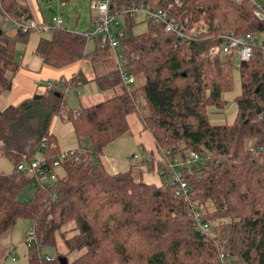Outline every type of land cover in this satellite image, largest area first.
<instances>
[{
	"label": "trees",
	"instance_id": "obj_1",
	"mask_svg": "<svg viewBox=\"0 0 264 264\" xmlns=\"http://www.w3.org/2000/svg\"><path fill=\"white\" fill-rule=\"evenodd\" d=\"M136 1L113 0L118 6ZM173 1L150 0L160 7ZM178 1L193 19L209 26L217 21L218 27H211L215 32L264 34V22L246 1ZM257 1L264 11V0ZM0 13L15 26L12 33L0 26L1 94L11 89V77L20 68L16 44H26L35 30L19 26L33 19L26 0H0ZM135 24L134 17L123 18L119 44L124 71L134 78L129 87L110 49L97 41L87 51L86 39L65 28L40 34L35 54L43 64L62 69L84 61L91 75L82 68L70 77L61 75L44 93L0 110V153L12 165L8 173L0 171V238L18 219L30 220L35 240L27 244L28 264H219L221 250L235 264H264V63L259 45L238 69L234 121L213 124L208 112H223L227 101L222 94L232 89L230 58L207 55L214 39L175 45L161 24L147 21L143 32L133 34ZM90 81L108 96L69 107L67 92ZM130 113L137 114L167 156L186 151L201 156L193 173H184L186 199L176 195L162 162L159 185L144 182L136 165L115 173L104 168L103 149L129 132ZM55 117L69 121L76 139L86 144L59 160L60 173L52 184L38 185L32 196L21 199L32 176L17 170L19 162L41 156L42 167L54 169L61 152L50 129ZM193 207L210 224L209 234L197 228ZM70 222L74 234L67 236L64 227ZM57 237L65 253L46 260L41 248L55 247Z\"/></svg>",
	"mask_w": 264,
	"mask_h": 264
},
{
	"label": "built area",
	"instance_id": "obj_2",
	"mask_svg": "<svg viewBox=\"0 0 264 264\" xmlns=\"http://www.w3.org/2000/svg\"><path fill=\"white\" fill-rule=\"evenodd\" d=\"M236 2L246 1L253 6V13L255 17L264 22V11L261 10V5L257 0H233ZM180 2L174 0L165 6H154L150 0H137L136 2L118 6L113 0H93L91 3L92 9L95 10L93 24L84 32L76 29L73 33L83 36L86 42L89 40L97 41L100 47L108 48L112 52L117 67L120 69L121 80L126 87H129L134 82L133 76L124 71L125 55L119 48L120 39L123 37V24L124 17H135V15H142L145 22L152 21L156 24H161L166 33L175 37V45H181L190 41L198 40L200 38L214 39L215 42L208 48L207 55L210 58H230L232 64L238 62L237 68L239 69L241 62L247 61L254 56V49L259 45L263 54L264 63V41H258V36L255 33H242L238 34L232 30H223L215 32L213 29L218 27L217 21H214L212 26H209L207 21L203 19H193L192 16L187 15L186 12L180 8ZM122 19V24L118 21ZM52 23L36 22L33 19L20 23L19 26L23 30L32 29L38 33H47L52 28H63L61 18H53ZM211 27L213 28L211 30ZM64 29V28H63ZM262 35V34H260ZM52 86L51 81H47L46 87ZM263 115H261L262 117ZM76 149H69L61 151L58 159L53 163L54 169L47 171L44 167L45 160L39 156L27 162H19L17 170L19 172H28L32 176L31 183L38 185L52 184L58 174L60 173L59 160L66 157L75 155ZM263 151V149H262ZM163 157L162 163L167 165L170 170L169 184L175 187L176 195H181L187 198L188 185L183 180L184 173L192 174L193 170L197 168L199 163L202 162L201 156L194 151H186L185 154H176L173 157L167 156L166 151L161 150ZM75 159L78 156H74ZM141 159L139 154H132L130 160L135 162ZM145 163H152V158L146 155L142 158ZM194 208V219L197 228L209 234L211 226L201 217L200 213ZM35 240V233L29 230L25 237L26 244L30 245ZM46 260L51 257L45 256ZM219 264H235L234 259L226 252L219 251L218 253Z\"/></svg>",
	"mask_w": 264,
	"mask_h": 264
},
{
	"label": "rangeland",
	"instance_id": "obj_3",
	"mask_svg": "<svg viewBox=\"0 0 264 264\" xmlns=\"http://www.w3.org/2000/svg\"><path fill=\"white\" fill-rule=\"evenodd\" d=\"M93 0H26L27 4L29 5L34 18L36 22H46V23H52V19L55 18H61L62 19V27L69 30V31H75L76 29L84 32L87 30L91 23L93 24L94 16L96 14L95 10L92 9L91 3ZM136 24L132 27V33H140L143 32L146 29V22L143 19L142 15L137 14L135 15ZM120 24H122V19L119 18L118 20ZM0 26L7 31L8 33H12L15 29V26L12 25V23L2 14L0 13ZM29 43L32 45L33 40L35 39V36H37L36 32H31ZM47 35V33H44ZM264 38V34L258 36V41H261V39ZM27 44H23L21 42H18L16 44V57L18 58L20 54H22L24 47H26ZM29 45V46H30ZM86 50L91 51L94 48V42L92 40H89L86 42ZM112 60L115 62V59L113 55L111 56ZM238 62H235L232 67V79H233V85L232 89L230 91L223 92L222 98L227 101L226 106L221 113H213L208 112V119L213 124H223V123H232L236 117L237 112V106L235 103V97L240 94V79H239V70L237 68ZM90 70V66H89ZM85 72V71H84ZM90 72V71H89ZM96 85V84H95ZM40 86H46V83L42 82ZM97 88V86H96ZM98 90V88H97ZM99 91V94H102L104 96H108V91ZM87 93H90L92 97L95 98V92L94 88L92 87L91 83L86 87L80 88V91H68L66 94L67 103L72 108L78 107V100H81L80 98ZM31 93L29 91H23L18 92L15 95V102L13 105H17L20 103L21 100L24 98H28ZM19 98V99H17ZM101 99V97H97L93 100ZM90 101V102H95ZM82 104L83 103L81 101ZM131 120V119H130ZM61 122L57 121V132H61L59 127L61 128ZM68 125V124H66ZM131 128L133 130H136L137 126L134 121L131 120ZM57 139L59 141V144L69 141L71 139H74L73 132H68L67 134H57ZM82 147V144L77 148L79 149ZM157 147V146H156ZM68 149H61V151L69 150ZM158 149V154H148L152 158V169L150 168V165L148 163H141V170L143 171V181L146 183H153L156 185H159L162 182V178L158 175L157 172H160L157 169V166L159 163H161L160 156H161V149ZM139 154V153H136ZM168 155V154H167ZM176 155V154H175ZM172 155L171 157H173ZM38 157V156H37ZM36 157V158H37ZM161 160V161H160ZM138 163L135 161V164ZM119 164H122L120 161ZM128 166V165H127ZM121 168V167H120ZM119 168V169H120ZM127 167H124L121 170L126 169ZM12 169L11 162L4 157L0 153V171H3L5 173L10 172ZM60 172V171H59ZM62 173V172H61ZM38 184L37 183H29L24 190L20 193V198L25 199L30 196H32L37 189ZM31 221L28 219H18L13 227L11 228V232L8 236H3L0 238V264H28V245L25 242V237L28 231L31 229ZM74 223L70 222L68 223L64 229L67 233V236H71L74 234L73 231ZM8 245L12 246V251L8 253ZM65 251V247L63 243L61 242V239L59 237L56 238V245L55 247H47L43 246L41 248V254L47 255L51 258L55 257L56 254L59 252L61 254H64L62 252ZM8 254L6 259H4V256Z\"/></svg>",
	"mask_w": 264,
	"mask_h": 264
},
{
	"label": "crops",
	"instance_id": "obj_4",
	"mask_svg": "<svg viewBox=\"0 0 264 264\" xmlns=\"http://www.w3.org/2000/svg\"><path fill=\"white\" fill-rule=\"evenodd\" d=\"M32 17L34 18L33 13H32ZM36 33H37V36H35V39L33 40L32 45H30L29 43L30 35L32 33L29 34L26 47H24L22 54H20L18 58L16 57L17 61L20 63V68L11 77V83H12L11 89L7 92L0 94V110L4 109L8 105H11V104L13 105V103L15 102L14 100L15 95L18 92L21 93L23 91H29V93H31L29 97H31L35 93H39V94L44 93L47 87L40 86L42 82L47 83V81H54L58 79L61 75L65 77H70L71 74L75 73L80 68H82L88 76L91 75V72H89L90 71L89 66L85 64L84 61L72 63L68 66H65L62 69H55V68H52L50 66L43 64L42 59L35 54V47L39 39V36L41 34L38 32ZM90 83L92 87L94 88L95 98L92 97L90 93H87L86 95L80 98L81 100H78V106L79 104H81V101L83 103H86L85 105H88V104L94 103L90 101H95L93 99H96L97 97H101V99L106 97L102 94H99V91L97 90L96 85L93 81L88 82L87 84L81 86L80 88L84 86L87 87ZM80 88H78L77 90L80 91ZM101 99H98L95 102ZM126 119H127V122L130 128L129 132L120 135L115 140L108 143L104 147L103 154L100 157V161L103 164L104 168L106 169V171L110 173L127 170L130 167V165H136L138 168L141 169L140 164L142 162L144 163V161L142 160L144 156L148 154H155V153L158 154V149L156 147V144H155V141L152 135L150 134L148 130L143 129V126L141 122L139 121L137 114L130 113L126 116ZM130 119L135 122L137 126L136 130H133L131 128ZM58 120L61 122L60 124L62 127L61 128L59 127L61 132H57V126H58L57 121ZM50 129L56 135V137H57V134L62 133L65 135L68 132H71V131L73 132L72 124L69 121L62 120L59 117H55L52 120ZM57 144L60 149H68V148L76 149L81 144L82 146H84L86 144V141L85 139L77 140L76 137L74 136V139L63 142L61 144H59V141L57 139ZM134 153H139L141 157V159L137 160L138 163L136 164L135 162H132L130 160L131 155ZM160 159L163 160L162 155L160 156ZM120 161L122 162V164H119ZM124 167H127V168L124 170H121ZM141 175L143 178L142 170H141ZM7 249H8V253H10L12 251V246L8 245ZM62 253H65V251ZM7 256L8 254L4 256V259H6Z\"/></svg>",
	"mask_w": 264,
	"mask_h": 264
}]
</instances>
